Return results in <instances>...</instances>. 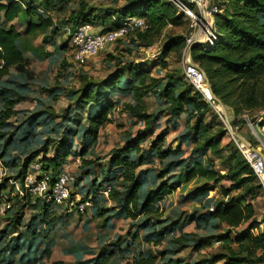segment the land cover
<instances>
[{"label":"trees","instance_id":"16d2710c","mask_svg":"<svg viewBox=\"0 0 264 264\" xmlns=\"http://www.w3.org/2000/svg\"><path fill=\"white\" fill-rule=\"evenodd\" d=\"M113 1L116 3L124 1V4L98 9L82 0L78 9L71 13L68 21L73 25L68 28L73 31L81 24L91 23L103 31H108L120 27L129 16L141 17L148 21L149 27L144 30L134 29L129 33H134L137 40L151 45L167 25L181 26L189 22L183 14L178 13L177 7L169 0ZM215 3L221 10L216 15L218 40L214 45H193L191 55L193 60L206 72L216 98L232 110L235 119L240 117L246 122L247 118L244 115L247 111L264 108V0H215ZM54 4L55 0H45L46 12L53 11ZM20 16L28 21L25 31L27 36L17 28L15 23ZM51 26H53L52 18L50 16L43 18L39 8L34 6L30 0L0 1V101L3 102V107L0 109V161L10 169L17 168L18 159L10 155L7 148L11 150L20 144L25 147L29 146L25 155H18L23 158V164L17 175L21 183L24 182L34 163H38L43 171H50L54 182L63 171L62 158L70 155L69 148L77 134V129L67 130L66 138L62 139L59 145L60 148L64 147L63 152L54 159H48V157L39 159V149H34L35 146L30 145L27 135L23 136L22 133L25 131L27 134L33 133L30 127L33 125L30 121H24L21 131L7 135L6 128L9 120L17 112L18 98L22 96L21 93L24 90L22 85L36 78L35 71L31 68L30 55L34 54L43 59L51 56V51L30 43L27 37L37 32L43 33ZM68 28L70 39L71 34ZM53 32L57 33L58 29L54 28ZM186 45V36H172L163 46L162 54L167 57L171 51L181 52ZM66 48H68L67 43L61 46L60 53ZM163 65L168 66L167 63ZM12 70L18 73L20 80H23L21 87H18V83L8 82L6 79ZM125 75H127L126 79H124ZM184 78L172 76V80L163 89L162 95L169 103L167 112L171 116H180L186 112L188 107H192L193 114L198 115L192 127L196 135L192 159L178 172V168L185 161H174L175 153L163 149V135L153 141L148 149H142L141 146L147 133L135 139L129 136L124 147L114 150L109 160L110 166L103 167L106 181L116 176L125 184V187L123 190L111 187L106 199L115 200L116 207L114 210L98 209V214H109L105 217L104 224L108 223L110 228L114 226V220L118 219L131 220L132 224L137 221L138 225L150 227L149 236L151 234L157 236L155 240L158 243L166 242L162 250L163 254L177 252L190 246L199 249L208 240L211 242L212 239L213 242L215 238H219L218 241L222 242V246L226 249V251L217 252L195 263L182 259H170L175 264L264 263V230L259 229L257 210L254 205V200L264 192L263 184L234 139L225 145L222 144L228 128L222 121H217L218 113L214 111L212 104L185 76ZM159 81V78L149 75L140 65L133 63L119 67L114 73L100 81L87 78L81 94L76 98L79 109L89 113L86 118V137L96 138L100 128L111 122L110 114L114 109V97L109 99L108 95L116 91L120 82L129 84L130 87L126 89H129L136 99L142 100L147 93L157 92L156 86ZM216 103L219 102L216 101ZM126 110L145 122L148 132L151 130L155 116L149 113L142 103L127 102ZM52 114L47 110L41 113L40 118L51 120ZM207 116H209V121L205 120ZM249 120L254 121L252 117H249ZM261 125L264 127V121ZM254 127L256 128L255 123ZM261 138L264 142V138ZM250 143L254 147L260 145L264 152L261 141L257 138L256 141H250ZM47 148L48 145L44 147L45 152ZM132 152H141V154L133 158ZM208 152L220 160L226 169L224 173H219L213 167L205 166L203 158ZM155 157L159 158L161 165L163 164L161 169L150 165L144 167L147 160ZM89 169L88 167L83 173L84 178L86 175L92 176ZM168 176H173L176 181L182 179L189 181L194 177L200 179L197 185L186 194H182L180 198V203H195V207L190 212L175 211L178 214L177 217L173 215L162 217L163 209L161 210L158 202L172 192V186L163 181ZM224 180H228L230 184L224 185L222 183ZM79 181L81 180L76 182L77 186L80 185ZM8 182L6 177L0 182V203L4 200L1 191L8 187ZM157 183H159L157 187H151ZM217 187H219V195L208 197L210 191ZM84 188V186L80 188V190L83 189L80 193L84 194V198L92 196L93 209L96 206L95 203L103 199V195H99L101 188L93 186L83 193ZM234 191L237 193L232 194ZM33 198L36 202L32 201ZM26 203L40 206L45 218L32 222L37 224L45 220L51 228L58 224L54 209H65L66 214L62 212L61 215L67 218L75 212L54 201L27 194L16 202V215L20 209H24ZM212 203L214 206L211 210ZM16 218L20 220L19 217ZM189 224H194L197 230H203L208 234L205 237L195 238V233L185 231ZM234 228H240V230L232 239L230 233ZM217 231L219 233H214ZM39 236L34 235L37 239ZM136 237L137 234H133V238ZM24 239L25 235L19 234L14 242L9 243L10 253L1 259L0 264L11 263L17 259V256H19L18 264H26V261H29L31 257L30 253L27 254L24 251ZM118 242L120 243V240ZM232 244H237V247H233ZM32 247L33 244L30 243L28 250ZM50 251L49 243L43 252L50 255ZM74 254L80 263L88 262L85 258L86 254L81 252H74ZM157 262L155 256L142 255L135 264H157ZM54 264L74 263L57 260Z\"/></svg>","mask_w":264,"mask_h":264},{"label":"rangeland","instance_id":"374dc122","mask_svg":"<svg viewBox=\"0 0 264 264\" xmlns=\"http://www.w3.org/2000/svg\"><path fill=\"white\" fill-rule=\"evenodd\" d=\"M0 1L4 2L6 0ZM30 1L39 8L43 18L48 16L52 18L53 26L43 33L37 32L29 35L27 39L30 43L32 42L34 45L42 47V49L51 51V56L43 59L34 54L30 55L31 68L36 74L33 81L24 82L22 85L23 80H20V76L14 70L6 77L8 82L18 83V87L24 86L22 96L18 98L17 112L10 118L6 128L7 135L21 131L24 121H30L33 125L30 126L33 133L27 134V131H25L22 133L23 136L27 135L30 145H34V149H39V159L42 157L54 159L55 156L61 155L63 152L64 147L60 148L59 145L60 141L66 138L67 130L70 128L77 129V134L69 148L70 155L67 158H62V170L71 171L77 181L81 180L79 181L80 185L77 186V181H75L71 187L74 195L77 192H82L83 189L80 190L82 186L85 187L83 193L93 186L100 187L101 191L107 187L124 189L125 184L116 176L110 180H105L106 173L103 167L108 168L110 166L109 160L114 150L124 147L129 136L135 139L139 135L147 133L146 138L141 142V146L142 149H148L153 141L163 135V149L175 153L174 161H185L177 171L179 172L181 168L187 166L192 159V149L195 146L196 135L193 133L192 127L198 115H194L192 107H188L186 112L180 116H171L167 112L169 103L162 95L163 89L172 80V76L175 78L187 77L184 69L186 47L181 52L171 51L167 57L163 56L162 49L172 36L184 35L188 38L192 30L191 23L186 22L181 26L167 25L162 34L151 45L137 40L134 33H129L105 47L97 55L87 59L86 62L78 63L73 58L74 48L71 46L67 28L72 27L73 23L68 20L71 13L78 9V5L82 0H55L54 10L50 12L45 10V0ZM84 1L98 9L124 4V1L116 3L113 0ZM35 19L37 20V17ZM15 23L17 28L27 36L25 31L28 21L20 16ZM54 28L58 29L57 33L53 32ZM66 43L68 48L60 53L61 46ZM129 63L140 65L149 75L160 79L156 86L157 92L147 93L142 100H138L129 89H126L130 87L129 84L120 82V86L116 88V91H112L108 95L109 99L114 97V109L110 114L111 122L100 128L96 138L86 137V118L89 113L80 110L76 102V98L82 92L83 85L86 84V79L103 80L119 67ZM163 63H167L168 66L165 67ZM126 78L127 75L124 79ZM217 101L218 104L216 102L212 104L214 111L218 113L217 121H222L228 128V133L222 144L225 145L232 139L237 143L241 139L243 143L237 144L239 147L244 145V150H246V147L251 144L250 141L254 142L257 138L264 148V142L261 138H264V127L261 125L264 121V108L247 111L244 115L247 118L245 122L240 117L235 119L232 110L223 103L220 104L221 101ZM127 102L134 104L140 102L149 113H153L155 116L154 124L149 132L145 122L137 119L129 110H126ZM2 107L3 102L0 101V109ZM47 110L53 113L51 120L40 118L41 113ZM225 113H228V120L222 118L225 117ZM249 117H252L254 121H250ZM205 120L209 121V116ZM253 122L256 124V128ZM46 145H48L47 152L44 151ZM28 147L20 144L17 148L11 150L7 148L10 155L16 156L19 165L14 169L6 166L5 177L9 182L8 187L1 191L4 200L1 201L3 203H0V205H4L6 208L2 210L0 206V261L4 256L9 255V243L14 242L15 237L19 234L25 235L23 241L24 251L27 254L30 253L31 257L29 261H26V264H54L57 260L82 264L78 261L74 252L86 254L85 258L88 259L86 264H135L142 255L157 257V264H175L170 259H182L183 261L195 263L205 257H211L217 252L226 251L222 246L223 243L218 241L219 238H215L213 242L212 239L211 242L208 240L199 249L190 246L177 252L163 254L162 250H164L166 242L158 243L155 240L157 236L154 234L149 236L150 227L138 225L137 221L132 224L131 220L125 219L114 220L112 228L109 227L108 223L104 224V219L109 214L99 215L97 210L105 208L114 210L117 204L113 199H106L108 196L104 193L102 194L103 199L95 203L96 206L93 209L90 208L83 214L73 212L67 218V216L61 215L62 212L66 214L65 209H54L53 212L58 224H55L53 228L45 220L37 224L32 222L45 219L40 206H32V204L26 203L24 209H20L18 215H16V202L23 196L17 187L22 184L17 175L20 166L23 164V158L18 155H25ZM258 148L262 149L260 145ZM140 154L141 152H132L131 155L136 158ZM203 160L206 167H213L219 173L226 171L220 160L211 152H208ZM149 165L157 169H161L163 166L157 157L147 160L144 167H149ZM88 167L93 177L86 175L84 178L83 173ZM163 181L172 186V192L158 202L161 210L163 209L162 217L168 215L177 217L178 214L175 211L188 213L195 207V203H180V198L182 194H186L200 182L198 177H194L189 181L186 179L176 181L173 176H168ZM222 183L226 186L230 184L228 180H224ZM158 184L151 187L155 188ZM236 193L237 191L232 192V194ZM218 195L219 187L211 190L208 197ZM81 196H84V194H81ZM32 201H35L34 198ZM254 205L257 210V219H259L264 214V192L254 200ZM211 206L210 209L212 210L214 203ZM16 217H19L20 220L18 221ZM238 230L240 228L231 230L230 236L232 239L235 238ZM185 231L195 233L194 236L197 239L208 234L203 230H197L194 224H189ZM255 232L258 233L257 230ZM133 234H137L135 239ZM34 235L40 236L37 239ZM30 243L33 244V247L28 250ZM49 243L51 247L50 255L43 252ZM232 246L237 247V244H232ZM18 258L19 256L16 260L7 264H18Z\"/></svg>","mask_w":264,"mask_h":264},{"label":"built area","instance_id":"2783aa9c","mask_svg":"<svg viewBox=\"0 0 264 264\" xmlns=\"http://www.w3.org/2000/svg\"><path fill=\"white\" fill-rule=\"evenodd\" d=\"M178 9L179 14H183L191 23L192 30L186 38L187 46L184 55V69L186 78L199 90L211 104L218 99L214 95L209 78L206 72L193 61L191 48L195 44L214 45L218 40L219 31L216 26V15L221 10L215 0H169ZM149 27L148 21L141 17L129 16L123 24L112 30L103 31L96 25L84 23L76 30L69 29L70 43L74 48L73 58L75 62L84 63L87 59L97 55L105 47L117 40L125 37L134 29H146ZM189 48V49H188ZM188 51V52H187ZM223 120H228V113H225ZM246 159L250 162L255 172L259 176L264 187V161L262 157L244 145L240 147ZM6 166L0 161V182L4 180ZM76 177L71 171L63 170L57 178L52 180L50 171H43L37 163L33 165L25 177L24 182L18 185L19 192L24 196L27 194L33 197H40L47 201H54L56 204L77 213H85L93 207L92 196L84 198L79 192L75 195L72 192V185ZM111 187H107L100 194L109 195ZM5 206H1L5 210ZM259 229H264V214L258 219ZM264 264V263H250Z\"/></svg>","mask_w":264,"mask_h":264},{"label":"water","instance_id":"95a60500","mask_svg":"<svg viewBox=\"0 0 264 264\" xmlns=\"http://www.w3.org/2000/svg\"><path fill=\"white\" fill-rule=\"evenodd\" d=\"M218 99V98H217ZM219 100V99H218ZM220 101V100H219ZM220 104H222L221 102H220ZM237 143H243V141L241 140V139H239L238 141H237ZM249 148H251V150H253L254 152H256V153H258L261 157H262V159H263V161H264V152L262 151V149H260V148H258V147H254V146H252L251 144H249Z\"/></svg>","mask_w":264,"mask_h":264}]
</instances>
